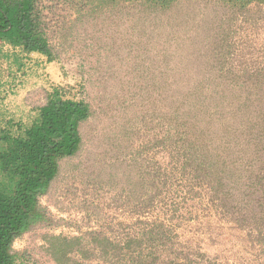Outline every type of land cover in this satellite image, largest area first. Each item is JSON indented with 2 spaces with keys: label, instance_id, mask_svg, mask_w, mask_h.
<instances>
[{
  "label": "trees",
  "instance_id": "1",
  "mask_svg": "<svg viewBox=\"0 0 264 264\" xmlns=\"http://www.w3.org/2000/svg\"><path fill=\"white\" fill-rule=\"evenodd\" d=\"M85 25L99 77L53 87L29 124L0 120V264L50 221L41 197L92 119L105 122L135 221L49 240L57 264H205L179 231L198 205L264 264V58L252 38L264 0H0V45L48 64L56 29L66 42Z\"/></svg>",
  "mask_w": 264,
  "mask_h": 264
},
{
  "label": "rangeland",
  "instance_id": "2",
  "mask_svg": "<svg viewBox=\"0 0 264 264\" xmlns=\"http://www.w3.org/2000/svg\"><path fill=\"white\" fill-rule=\"evenodd\" d=\"M62 17L58 12L51 26ZM247 35V34H245ZM258 44V56L264 58V27L252 36ZM58 60L46 63L39 54L27 56L11 46L0 45V120L31 123L38 109L47 103L52 88L73 84L83 73L93 75L87 53L92 45L88 25L72 29L66 42L62 31L53 36ZM104 123L92 119L81 128L84 140L79 155L61 163L58 177L41 205L49 211L50 221L36 225L16 240V264H57L49 254L50 243L57 237L74 238L100 229L121 232L120 223H132L130 212L122 201V168L109 161ZM113 164V165H111ZM181 218L179 231L190 248V254L205 253V264H253V246L246 241L222 237L216 215L202 206L189 207ZM115 232V233H116ZM59 245V243H53Z\"/></svg>",
  "mask_w": 264,
  "mask_h": 264
}]
</instances>
